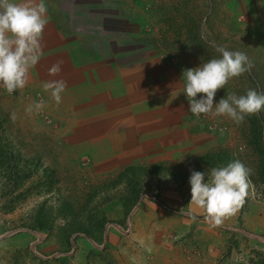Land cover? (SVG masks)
Masks as SVG:
<instances>
[{
  "label": "crops",
  "instance_id": "obj_1",
  "mask_svg": "<svg viewBox=\"0 0 264 264\" xmlns=\"http://www.w3.org/2000/svg\"><path fill=\"white\" fill-rule=\"evenodd\" d=\"M234 1L227 4L230 10ZM238 1L245 31L264 33V0ZM45 3L49 23L43 34V55L30 70L24 89L8 94L0 85L3 118L18 127L28 123H38L39 127L44 124L42 121L46 122L53 128L50 146L58 143L54 128L71 129L61 135L62 143L72 149L70 159H79L87 166L101 160L106 162V168L115 169L131 159L165 158L168 144L179 143L184 136L182 122L171 114L175 107H170L179 103L178 93H185L179 61L175 57L169 59L167 50L165 54L156 52L154 40L157 41L159 28L163 29L159 25L168 29L172 16L180 14L183 0H45ZM90 9L94 12L87 14ZM84 15H96L103 26L74 23V17L78 21L80 17L87 20ZM57 60L64 62L62 70L57 76H49L48 69ZM53 79L67 83L59 105L43 89V84ZM165 82L171 87L165 86ZM41 101L45 104L41 111H26L29 105ZM13 113L15 119L11 118ZM53 150L57 152L55 147ZM159 200L162 203L140 196L136 209H130L126 216L120 200H108L102 207L105 223L100 236L94 239L84 233H73L67 249L57 248L59 243L53 238L46 239L45 235L39 238V232H24L7 241L8 254L16 257V261L8 264L23 263L20 261L25 252L23 241L28 242V254L43 264H130V255L126 257L125 252L143 247L154 264H175L176 259L177 264H188L189 260V264H217L219 257H223L217 229L208 220L192 219L204 210L189 204L191 198L184 200L177 188L161 191ZM238 214L223 223L230 228L241 227H238L241 231L237 234L238 248L230 256L246 259L252 249L264 251V205H251L247 212ZM128 216L132 231L124 235L115 226H124ZM107 223L111 225L106 227ZM191 231L197 243L185 253ZM125 240L129 242L126 246ZM72 243L75 250L71 253ZM99 243H105L104 247ZM57 255L68 256L57 260ZM160 255L165 258L159 262ZM220 263L228 264L230 260Z\"/></svg>",
  "mask_w": 264,
  "mask_h": 264
},
{
  "label": "rangeland",
  "instance_id": "obj_2",
  "mask_svg": "<svg viewBox=\"0 0 264 264\" xmlns=\"http://www.w3.org/2000/svg\"><path fill=\"white\" fill-rule=\"evenodd\" d=\"M183 2L179 7L180 14L172 16V25L168 29L159 25L163 29L158 30L154 50L163 54L167 50L169 59L175 57L181 65V75L185 69L219 58L220 54L216 51L219 46L230 51H243L254 67L249 73L230 80L224 89L217 92L214 102L231 92L243 95L250 88L264 92V33L245 31L241 8L237 7L239 1H234L232 10L227 6L229 0ZM93 12L90 9L87 14ZM186 12L195 14L187 16ZM85 17L87 20L80 17V21L74 17V23L92 27L103 24L96 15ZM182 80L184 92L185 78ZM167 85L171 87L165 82ZM177 100L179 103L170 108L175 107L171 114L184 127V136L179 143L168 144L169 150L165 149L163 159L155 156L152 159H131L123 161L115 169L106 168V162L101 160L87 166L79 159H70L72 149L62 143L61 135L71 129L54 128L57 129L58 143L53 142L50 146L48 141H53L54 137L49 124L42 121L44 124L39 127L38 123L18 127L14 122L9 124L0 112V264L16 261V257L8 254L7 241L24 232H39V238L44 235L46 239L53 238L59 243L57 248L62 249L69 247V237L76 232L98 238L105 223L102 207L108 200H120L125 216L140 196L150 202L162 203L159 196L167 188H177L184 200L189 201L190 169L205 172L207 179L211 168L239 159L253 170L251 180L254 192L238 215L247 212L251 205H264V112L248 116L237 125L224 116H194L189 112L188 100L182 92L177 94ZM205 215V212L195 215V219L206 220ZM214 227L221 237L220 247L223 249L219 264L228 260V264H264V251L259 249L250 250L251 254L246 259L230 256L238 248L237 234L241 233V227L233 229L224 223ZM127 243L125 240L124 246ZM196 243L193 232H189L185 253ZM23 244L22 264H43L28 254V242L23 241ZM145 250V247L134 248L123 254L126 257L130 255L132 264H152V258ZM61 256L57 255V260ZM160 257L159 262L165 258L164 255ZM174 263L177 264V259Z\"/></svg>",
  "mask_w": 264,
  "mask_h": 264
},
{
  "label": "clouds",
  "instance_id": "obj_3",
  "mask_svg": "<svg viewBox=\"0 0 264 264\" xmlns=\"http://www.w3.org/2000/svg\"><path fill=\"white\" fill-rule=\"evenodd\" d=\"M47 11L45 0H0V85L8 94L26 87L30 70L43 55V34L49 23ZM216 51L219 58L183 71L189 112L197 117L201 114L213 118L224 116L237 125L248 116L264 112V92L251 88L243 95L231 92L214 102L217 92L224 89L230 80L249 73L254 67L243 51H230L224 46L217 47ZM63 63V60H57L48 69V75L57 76ZM66 88L67 83L63 79L43 84V89L50 92L57 105L62 102ZM44 107L41 101L29 105L26 111L39 112ZM11 118L15 119L16 114L13 113ZM190 172L189 204L203 209L205 219L213 226H220L226 218L235 216L254 192L253 170L239 159L211 168L207 179L205 172L191 169Z\"/></svg>",
  "mask_w": 264,
  "mask_h": 264
},
{
  "label": "built area",
  "instance_id": "obj_4",
  "mask_svg": "<svg viewBox=\"0 0 264 264\" xmlns=\"http://www.w3.org/2000/svg\"><path fill=\"white\" fill-rule=\"evenodd\" d=\"M134 209H136V205L133 207V209L132 210H134ZM111 224H109V223H107V226L106 227H108V226H110ZM115 228H117L118 229V231L120 232V233H122V234H124V235H127V234H129L131 231H132V224H131V221H130V217L128 216L127 218H126V220H125V224H124V226H115ZM99 245H101L100 247L102 248V247H104L103 245H105V243H99ZM74 250H75V248L73 247V243L71 244V249H70V252L72 253V252H74Z\"/></svg>",
  "mask_w": 264,
  "mask_h": 264
},
{
  "label": "trees",
  "instance_id": "obj_5",
  "mask_svg": "<svg viewBox=\"0 0 264 264\" xmlns=\"http://www.w3.org/2000/svg\"><path fill=\"white\" fill-rule=\"evenodd\" d=\"M103 229V227L101 228V230ZM101 230H100V233H101ZM85 234V233H84ZM85 235H87V236H90V235H88V234H85Z\"/></svg>",
  "mask_w": 264,
  "mask_h": 264
}]
</instances>
